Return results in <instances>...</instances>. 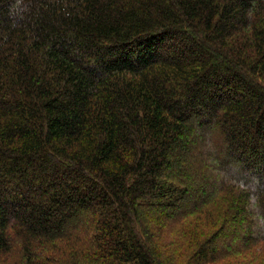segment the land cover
Instances as JSON below:
<instances>
[{
	"label": "trees",
	"instance_id": "trees-1",
	"mask_svg": "<svg viewBox=\"0 0 264 264\" xmlns=\"http://www.w3.org/2000/svg\"><path fill=\"white\" fill-rule=\"evenodd\" d=\"M0 264H264V0H0Z\"/></svg>",
	"mask_w": 264,
	"mask_h": 264
}]
</instances>
